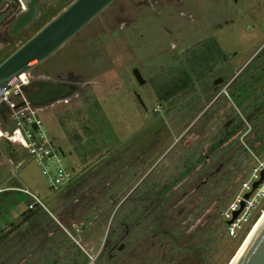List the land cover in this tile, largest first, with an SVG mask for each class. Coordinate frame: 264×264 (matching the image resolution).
Wrapping results in <instances>:
<instances>
[{
	"label": "rangeland",
	"instance_id": "obj_1",
	"mask_svg": "<svg viewBox=\"0 0 264 264\" xmlns=\"http://www.w3.org/2000/svg\"><path fill=\"white\" fill-rule=\"evenodd\" d=\"M68 1L42 0L39 18L0 50V62ZM262 47L264 0L111 2L40 64L84 84L39 112L71 179L121 159L106 169L103 190L95 184L93 199L79 192L57 206L58 187L41 166L1 137L0 229L20 220L31 193L57 223L66 211L73 224L45 222L18 234L8 252L0 250V264H82L85 256L86 264H228L251 228L230 236L222 212L249 177L253 154L264 155V107L256 120L243 116L258 100L261 84L246 97L245 82L264 65L255 56ZM218 76L224 82L214 86ZM7 114L0 110L3 122ZM239 115L242 128L227 137ZM163 186L144 201L147 190ZM124 223L125 247L109 250Z\"/></svg>",
	"mask_w": 264,
	"mask_h": 264
},
{
	"label": "water",
	"instance_id": "obj_2",
	"mask_svg": "<svg viewBox=\"0 0 264 264\" xmlns=\"http://www.w3.org/2000/svg\"><path fill=\"white\" fill-rule=\"evenodd\" d=\"M39 1L20 0L22 11L7 27V32L10 36L19 34L38 17ZM113 1L71 0L65 4L0 62V97L5 88L19 81V74L25 72L30 75L35 66L54 54ZM133 73L137 80H143L137 68L133 69ZM219 81H221L220 77L215 79L214 83ZM83 84L79 83L78 88L74 90L69 85H50L48 89L31 90L27 91L26 94L32 103L42 105L51 99L69 93L70 96L76 94ZM26 86L24 85L23 89ZM137 96L141 100L140 96ZM5 106V104L0 105V110L5 108ZM262 179H264V170L261 171V177L254 181L253 188ZM249 194L250 191L246 192L244 197L247 198ZM242 206L243 201L240 203V208L233 212V217L238 214ZM231 264H264V219L255 228Z\"/></svg>",
	"mask_w": 264,
	"mask_h": 264
},
{
	"label": "built area",
	"instance_id": "obj_3",
	"mask_svg": "<svg viewBox=\"0 0 264 264\" xmlns=\"http://www.w3.org/2000/svg\"><path fill=\"white\" fill-rule=\"evenodd\" d=\"M29 83L30 75L22 72L19 74V81L2 91L0 105H6L3 110L8 113V117L4 122L0 118V138H7L13 145L19 144L26 151L27 156L41 166L42 174L46 175L49 182L57 188L67 183L71 176L56 156L57 147L43 126L39 112L42 107L32 103L23 89V86ZM222 91L225 92V87ZM2 123L6 124V127L2 126ZM253 156L254 164L250 169L249 177L242 181L240 191L222 212L226 220V230L230 236L246 233L264 212V179L253 188L254 181L261 177V171L264 170V155L253 154ZM54 159L55 162L50 166L47 161L53 162ZM21 162L18 161L17 165ZM22 190L27 191L25 188ZM248 191L250 194L245 198L244 194ZM31 195L33 201L28 204V207H33L37 203L44 206L35 194L31 193ZM241 201L243 206L233 217V212L240 208ZM252 209H254L253 212H251Z\"/></svg>",
	"mask_w": 264,
	"mask_h": 264
},
{
	"label": "trees",
	"instance_id": "obj_4",
	"mask_svg": "<svg viewBox=\"0 0 264 264\" xmlns=\"http://www.w3.org/2000/svg\"><path fill=\"white\" fill-rule=\"evenodd\" d=\"M68 2H66L65 4H67ZM62 7H60L59 9H57L55 11L53 10L52 12H49L47 14V18L49 19L50 17H52ZM47 18L45 19L46 21L48 20ZM45 20H44V22H45ZM255 56L256 57H258V56L264 57V47H262ZM255 56H254V58H255ZM254 58H252L251 60H254ZM249 79H250L249 82H245V88H246L245 91H247V89H251V91H250V94L246 97H250L254 93L253 89H255L254 86H256L257 83L259 85L260 84L261 85L258 87V94L255 95L258 99L257 102H254V104L251 107H246V109L243 110V113H244L243 116H246L252 120H256V119H258L259 114L258 113L254 114V112L259 110L261 107H264V65H262L258 70L253 72ZM237 93H238V95H235V93H233L234 94L233 96L235 98V101L240 105L242 103V101L244 102L243 98H245V97L242 96V91H239ZM242 126H243V118L239 115V116H237V119H236V122L234 123V125L231 126L232 128L228 129L227 137L234 134L237 130L241 129ZM225 138H226V136H225ZM120 159H121V157L114 156V157H112L111 160L116 162V161H119ZM112 161H109V160L105 161L104 160L102 166L99 167V164H98L97 167H95V169H91L90 171H88L84 175V177H73L67 183L59 186L57 189L58 192L56 194V197L58 198L57 206H61L67 200L70 203V198H74V196L78 195L79 192H81V194L83 195L84 198H86L88 200L93 199L94 198L93 197V190L95 189V187L97 185L96 183L99 181V186L97 187L98 189L96 191H101L106 186L105 180L107 177H104V176H106V174H105L106 169L112 167ZM102 180H104L103 181L104 183H100V181H102ZM85 187H87V189H85ZM164 190H165V187H164ZM154 191L155 190L153 188L149 189V192L151 194ZM88 193H91L92 196H89ZM94 193H95V191H94ZM102 196H104V193L102 194ZM101 199L104 200V197H101L98 201H100ZM68 212H70V210ZM57 219L59 221L58 223L51 217L50 213L46 209H44L42 207V205H40L38 203L33 205V207H27L22 212V215H21V218L19 221L12 222L10 225V228H8V229H0V250L4 249L5 252H8L10 250V247L13 246V244H12L13 239L18 234L23 233L24 235H26L25 232L27 230L29 232V229L35 228L36 225L42 226L43 224H45V222H49L52 224V221H53V226L56 225L59 228H61L60 226L70 227L73 224V221L71 220L69 214H67L66 211H59ZM22 238H24V237H22ZM88 260H89L88 256H85L82 264H86L88 262Z\"/></svg>",
	"mask_w": 264,
	"mask_h": 264
},
{
	"label": "flooded vegetation",
	"instance_id": "obj_5",
	"mask_svg": "<svg viewBox=\"0 0 264 264\" xmlns=\"http://www.w3.org/2000/svg\"><path fill=\"white\" fill-rule=\"evenodd\" d=\"M41 1L42 0H40L39 3H38V5H39V15H38L37 18H39V16H40V11H41L40 2ZM21 11H22V6H21L20 0H0V50L3 47H5L7 44H9L14 38H16L17 36H19L25 29H27L37 19L36 18L28 27H26L25 29H23L16 36H10L8 34V32H7V27L21 13ZM28 37H26L23 41H25ZM14 48L10 52H12L14 50ZM40 64H38L37 66H35L32 69V71H31L32 74H30V76H31L30 77V83L25 88V92L26 93H27V91L39 90L41 88L48 89L50 85H56V86L57 85H69L74 90V89H77L78 88V84L79 83H82V82H79V81L71 80L70 78L65 77L63 73H60V72H57V71H53L49 67L40 66ZM53 69H55V68H53ZM218 77L221 78V81H219L218 83H214V86L217 85V84H219V83L224 82V78L222 76H218ZM82 87H83V85L79 88V90H81ZM69 94L64 95V96L57 97L55 99H51V100L47 101L46 103H44L42 105H38V106H41L42 109H43V107L45 105H47V103H50V102L55 101V100H58V99H62V98H66V97H71ZM76 94H73V95H76ZM205 157H206V155H205ZM164 187L165 186H163L162 188H160L158 191L155 190L152 194L149 192V190H147L146 193H144V196H142L144 198V201H145V199L151 198L152 197L151 195H153V194L155 195V198H158V196L160 195V193L163 192ZM144 203L142 202V205H143V207H141L142 208V211H143V209L146 208ZM149 204H146V205H149ZM154 207H158V211H159L158 224H161L162 221L165 220V212H164L163 205L161 203H158L157 206L155 205L152 208H154ZM146 210H148V208H146ZM147 213H148V211L144 213V216L147 215ZM123 227H124V231L123 232L121 231L122 233L120 232V234H118V235L115 234L113 238L112 237L111 238L109 237L108 243L106 244V247L109 246V250L110 249L111 250L116 249V251H121L123 249V247H125L126 242H124L123 240H124V238H126V236L129 233V225L124 223L123 224ZM157 229L160 230L159 228H157ZM162 231L169 232V230L166 229V228H162ZM115 254L116 253H112V252L110 253L111 256H115ZM204 258H205V254H204ZM205 261H206V258H205Z\"/></svg>",
	"mask_w": 264,
	"mask_h": 264
},
{
	"label": "bare ground",
	"instance_id": "obj_6",
	"mask_svg": "<svg viewBox=\"0 0 264 264\" xmlns=\"http://www.w3.org/2000/svg\"><path fill=\"white\" fill-rule=\"evenodd\" d=\"M264 219V212L261 213L260 217L256 220V222L253 224V226L251 227L249 233L247 234L245 240L243 241V243L241 244L240 248L238 249V251L236 252V254L232 257V259H230L228 264H231L233 259L235 258V256L238 254V252L241 250V248L244 246V244L246 243V241L249 239V237L251 236V234L253 233V231L255 230V228L258 226V224L261 222V220Z\"/></svg>",
	"mask_w": 264,
	"mask_h": 264
},
{
	"label": "crops",
	"instance_id": "obj_7",
	"mask_svg": "<svg viewBox=\"0 0 264 264\" xmlns=\"http://www.w3.org/2000/svg\"><path fill=\"white\" fill-rule=\"evenodd\" d=\"M222 93L224 92V91H221ZM219 94H221V93H219ZM224 94H225V92H224ZM244 118V117H243ZM254 154H256V153H254Z\"/></svg>",
	"mask_w": 264,
	"mask_h": 264
}]
</instances>
